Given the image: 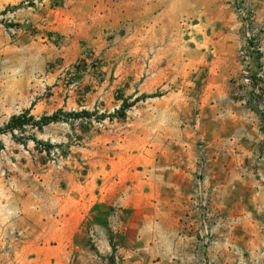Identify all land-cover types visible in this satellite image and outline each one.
<instances>
[{
    "label": "rangeland",
    "instance_id": "rangeland-1",
    "mask_svg": "<svg viewBox=\"0 0 264 264\" xmlns=\"http://www.w3.org/2000/svg\"><path fill=\"white\" fill-rule=\"evenodd\" d=\"M26 111L62 114L0 133V264H264V0H0Z\"/></svg>",
    "mask_w": 264,
    "mask_h": 264
},
{
    "label": "trees",
    "instance_id": "trees-1",
    "mask_svg": "<svg viewBox=\"0 0 264 264\" xmlns=\"http://www.w3.org/2000/svg\"><path fill=\"white\" fill-rule=\"evenodd\" d=\"M132 104H129L127 100L124 101L123 107L118 111L119 118H124L126 115V110L131 107ZM61 111L55 112L50 116H44L39 121H36L33 116L29 115V111H26L24 114L15 115L13 116L7 125L0 130V133H10L15 136L17 131H23L26 125H32L37 127L38 129L42 130L45 126L53 123L58 122L61 119ZM91 116L88 112L82 113H67V117L69 118H80L82 116ZM36 142V140H35Z\"/></svg>",
    "mask_w": 264,
    "mask_h": 264
},
{
    "label": "crops",
    "instance_id": "crops-1",
    "mask_svg": "<svg viewBox=\"0 0 264 264\" xmlns=\"http://www.w3.org/2000/svg\"><path fill=\"white\" fill-rule=\"evenodd\" d=\"M177 168H178V167H177ZM194 172H195V171H193L192 173L187 174L188 177H191V178L195 177Z\"/></svg>",
    "mask_w": 264,
    "mask_h": 264
}]
</instances>
